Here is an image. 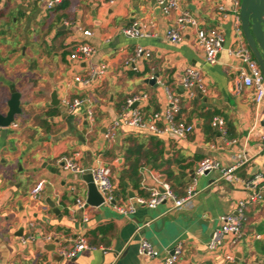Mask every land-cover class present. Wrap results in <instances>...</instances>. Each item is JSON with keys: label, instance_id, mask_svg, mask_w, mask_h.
<instances>
[{"label": "crops", "instance_id": "1", "mask_svg": "<svg viewBox=\"0 0 264 264\" xmlns=\"http://www.w3.org/2000/svg\"><path fill=\"white\" fill-rule=\"evenodd\" d=\"M63 2L65 7L49 15L45 2L37 0L40 14L36 20L48 16L53 26L45 38L38 24L23 28V64L28 66L12 73L17 64H4L0 55V113H7L14 87L21 94L22 107L14 120L18 126L0 130V264H164L169 249L179 240L183 252L176 264H227L237 259V264H264V201L249 205L240 237L230 234L216 250L207 247L220 225V215L235 209L248 195L245 180L264 173L260 149L264 102L257 105L254 88L241 84L245 63L229 52L245 40L240 7L233 0H183L179 9L166 15L156 0ZM183 10L197 17L202 27L224 33L225 46L216 63L206 60L191 26L180 42L167 38V29ZM133 21H140L149 35H126L124 28ZM85 29L92 34L84 35ZM85 41L94 53L73 58V50ZM139 45L149 49L151 56L137 58L136 69H131L125 61ZM46 47L53 50L49 58L44 56ZM102 65L106 68L101 72ZM187 67L201 71L205 87L192 98L182 84ZM92 73L89 83L77 80ZM152 74L162 82H149ZM166 86L178 97L174 121L192 124L190 133L175 138L122 122L131 112L127 100L143 93L147 97L136 108L148 119L160 113L157 124L167 126L164 112L170 99ZM54 92L60 99L58 105L52 104ZM65 97H91L95 123H85V105L69 112L62 103ZM214 116L225 119V133L213 125ZM117 119L121 121L117 139L109 143L103 130ZM99 124L96 135L94 128ZM208 156L217 159L220 168L196 176L199 161ZM240 160L244 162L234 177H225L224 171ZM68 161L85 169L99 162L110 166L116 202L133 203L135 211L123 215L109 203L80 207L77 200H87V184L82 173L66 166ZM158 179L168 182L178 196H184L192 185L198 195L183 208H174L171 200L154 208L137 204V197H148L149 189L159 185ZM40 181L44 188L35 195L32 189ZM100 226L104 231L93 235ZM32 234L33 239L29 238ZM48 234L67 245L85 236L96 248L75 258H60L54 242L45 238ZM143 239L155 245L156 256L139 252Z\"/></svg>", "mask_w": 264, "mask_h": 264}, {"label": "built area", "instance_id": "2", "mask_svg": "<svg viewBox=\"0 0 264 264\" xmlns=\"http://www.w3.org/2000/svg\"><path fill=\"white\" fill-rule=\"evenodd\" d=\"M47 9H53L60 5L63 0H43ZM109 3H114L116 0H106ZM183 0H156V2L161 6L166 15L171 14L174 10L179 9L180 4ZM236 7H241V0H233ZM223 8V7H222ZM191 26L196 34V39L198 44L203 48L205 52V58L209 63H216L218 61V56L221 50L225 46V35L222 31L217 28H205L200 25L197 17H195L190 11L183 10L176 17L175 22L167 29V38L175 43H178L183 38V33L186 27ZM239 30L241 28H238ZM242 30V29H241ZM84 35L90 36L92 32L89 29L83 31ZM124 33L133 38H142L148 36L149 34L144 30V26L140 21H133V23L124 28ZM94 47L88 42L79 43L73 50L71 56L73 58L82 59L88 58L94 53ZM229 52L235 56H238L245 63V66L240 70L241 84L253 87L255 91V102L260 105L264 102V74L262 69L254 57L251 49L249 48L247 42L242 40L236 48L229 49ZM150 57L151 51L143 46H137L135 54L128 59L125 63L131 69H136L135 62L139 57ZM106 66L102 65L101 72L105 70ZM99 72V71H98ZM77 77V80L83 83H89L91 77ZM151 78H156L154 74L150 76ZM182 84L190 98L196 95L197 90H204V83L202 73L199 69L193 67H187L183 73ZM166 90L170 99V107H168L164 116L168 119L169 124L165 127H161L157 124V120L160 117V113H154L152 118L148 119L143 112L138 108H133L132 105L141 101V99L146 98L147 95L143 93L135 94L127 100V106L131 109L130 115L124 118L122 122L129 127L149 129L156 134L170 133L175 134L178 137H185L190 133L194 126L192 124H186L184 122H175L174 116L179 112L178 97L173 93L168 86ZM62 103L66 105L69 112H73L77 107L86 106L85 117L87 121L91 124L95 123V108L93 107V101L91 97H79L71 99L65 97L62 99ZM132 107V108H131ZM213 125L219 130L220 133L226 132V122L221 116H214L212 120ZM121 124L120 120H115L111 123L104 131V138L109 143H114L117 139L116 129ZM18 123L13 122L10 127H17ZM4 128L0 126V130ZM260 149L264 153V132L260 135ZM244 162V160L238 161L236 164L228 167L224 171V176L231 179L234 177L235 170ZM68 168L74 169L79 173L85 172V167L77 164L75 161H68ZM221 163L213 157H204L201 159L196 167L195 175L202 176L208 171L220 168ZM87 171H90L94 183L98 191L102 194L104 198V204H113L115 210L123 215L132 214L136 205L133 203L129 204H118L116 202L115 190L116 185L114 182L113 172L110 166L104 163H97L94 166H89ZM196 180V179H195ZM158 186L151 187L150 195L148 197L139 196L136 198L137 204L147 205L148 207L154 208L157 205L171 200L173 202L174 208H183L184 206L190 204L193 199L198 195V190L195 186H189L187 188L186 194L184 196H178L174 192L172 186L164 181L163 179H158ZM245 187L248 191V195L238 201L235 209L230 212L223 213L219 217L220 225L215 229L211 235L210 240L207 243V247L211 250H216L220 245H222L225 237L227 235L233 234L235 238L240 237L243 230L244 222L246 221V211L252 203L264 201V173L258 172L253 177L245 180ZM44 188V182H38L32 189L33 194H38ZM77 203L80 207L86 208L90 205L87 200L78 199ZM29 238H34V235H30ZM48 241H53L58 254L62 258H75L86 249H95L96 246L91 244L87 237L80 236L77 237L71 245L63 244L60 239H56L55 235L48 234L45 237ZM23 239V242H26ZM139 252L143 255L154 257L158 254V250L153 243L149 240L143 239L139 245ZM183 252L182 241L175 242L169 249V255L164 259V264H176ZM228 260L233 259L231 255H227Z\"/></svg>", "mask_w": 264, "mask_h": 264}, {"label": "water", "instance_id": "3", "mask_svg": "<svg viewBox=\"0 0 264 264\" xmlns=\"http://www.w3.org/2000/svg\"><path fill=\"white\" fill-rule=\"evenodd\" d=\"M240 20L244 38L254 57L257 59L264 74V0H241ZM148 81L151 83L157 82L156 78H149ZM20 98L21 94L15 87L12 88V95L10 100L8 101L9 109L7 113H0V126L4 128L3 132L9 131L10 125L15 120V116L22 112ZM59 102L60 99L58 97V94L57 92H54L52 94V104L58 105ZM138 104L139 101L135 102L132 107L135 108ZM85 123L87 124L88 121L86 120ZM104 131L105 129L103 130V132ZM83 133L85 134L86 131H84ZM171 135L175 138H178V136H176L175 134ZM62 165L65 164L62 163ZM79 177L80 174L77 175V178ZM81 178L86 182L88 188L87 203L94 206L103 205L104 198L98 191L91 172L85 171L84 173H82ZM50 205L54 206V203L50 202ZM237 262L238 259L234 262H228L227 264H237Z\"/></svg>", "mask_w": 264, "mask_h": 264}, {"label": "rangeland", "instance_id": "4", "mask_svg": "<svg viewBox=\"0 0 264 264\" xmlns=\"http://www.w3.org/2000/svg\"><path fill=\"white\" fill-rule=\"evenodd\" d=\"M30 9H32V12L28 14L27 11ZM39 14L40 8L37 0H0V55H2L4 64L12 62L17 64L18 67H13L12 73H15V69L23 70L24 67L28 66L23 64V60L25 59L23 54V28L26 25L32 26L38 24L40 26L39 30L41 31V35H43L44 38L47 37L52 30L53 25L49 24L50 20L48 16H43L39 21L36 20ZM45 41L49 43L47 40ZM51 43H53V40ZM47 50L48 48L45 49L44 56L49 58V54H51L53 50L49 49V53H47ZM55 50L57 52V49ZM20 85L21 88H23V79L20 80L19 86ZM100 125L101 124L94 128V134L98 135L99 128L101 127Z\"/></svg>", "mask_w": 264, "mask_h": 264}, {"label": "trees", "instance_id": "5", "mask_svg": "<svg viewBox=\"0 0 264 264\" xmlns=\"http://www.w3.org/2000/svg\"><path fill=\"white\" fill-rule=\"evenodd\" d=\"M60 7H65V3H61L60 5H58L57 7L53 8V9H49V15L52 14L53 11H56V9L58 10ZM139 163V159L136 160V162L133 164L134 168L133 169H136L137 165ZM132 166V167H133ZM136 170H134V173H135ZM136 185H138V183H136ZM104 229H103V226H100L98 227L95 231L92 232L93 235H96L97 232H103Z\"/></svg>", "mask_w": 264, "mask_h": 264}]
</instances>
